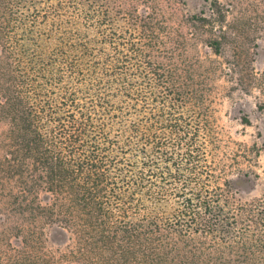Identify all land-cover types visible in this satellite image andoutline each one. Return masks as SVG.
Returning a JSON list of instances; mask_svg holds the SVG:
<instances>
[{
    "label": "trees",
    "instance_id": "trees-1",
    "mask_svg": "<svg viewBox=\"0 0 264 264\" xmlns=\"http://www.w3.org/2000/svg\"><path fill=\"white\" fill-rule=\"evenodd\" d=\"M205 1L189 16L171 0H11L29 92L14 78L0 98V264H264V196L171 188L183 175L160 132L194 136L213 89L198 49L221 55L264 14Z\"/></svg>",
    "mask_w": 264,
    "mask_h": 264
},
{
    "label": "rangeland",
    "instance_id": "rangeland-1",
    "mask_svg": "<svg viewBox=\"0 0 264 264\" xmlns=\"http://www.w3.org/2000/svg\"><path fill=\"white\" fill-rule=\"evenodd\" d=\"M181 12L189 16L207 8L205 0H171ZM226 3L228 0H220ZM0 88L1 99L9 93L11 81L16 78V89L25 95L28 91L25 23L22 22L24 9L11 16V0H0ZM246 6L264 11V0H246ZM209 11V10H208ZM229 15L233 20L234 15ZM16 20H15V19ZM247 30L232 33L233 43L224 47L221 55H215L206 46H201L199 54L204 62L216 66L213 73V89L206 97L204 119L193 118L194 130L190 136L160 132L164 140L163 150L171 156L172 162L180 166L183 182H174L171 188L183 189L187 195L205 193L216 185L223 186L230 179L237 198L251 201L264 196V14L256 16ZM239 62L245 67L243 73H235L232 63ZM234 71V72H233ZM248 82L242 90L241 79ZM13 84V85H12ZM58 86H42L38 97L40 105L59 93ZM50 89V93H47ZM55 90V92L53 91ZM196 116L195 110L192 114ZM208 121V122H207ZM7 122L0 120V135ZM165 166L164 161H160ZM187 186V187H186ZM195 202H199L193 196ZM202 198V197H201ZM176 205V199L170 198ZM201 200V199H200ZM240 224H237L239 227ZM51 244L60 242L64 236L55 227L48 229ZM260 249V248H259ZM264 250V248L262 249Z\"/></svg>",
    "mask_w": 264,
    "mask_h": 264
}]
</instances>
